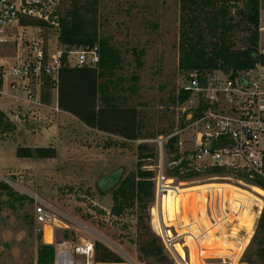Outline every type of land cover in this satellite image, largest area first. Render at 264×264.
<instances>
[{"label": "rangeland", "instance_id": "374dc122", "mask_svg": "<svg viewBox=\"0 0 264 264\" xmlns=\"http://www.w3.org/2000/svg\"><path fill=\"white\" fill-rule=\"evenodd\" d=\"M260 1L264 8V0ZM69 8V1L58 0L49 10L56 24L45 29L51 53L63 49L57 43L56 28L58 19ZM94 8L99 37L109 42L120 59V67L111 78L113 90L123 103L137 109L141 138L123 142L91 130L62 113L34 112L14 100L0 98V110L12 111L10 120L15 125L13 133L0 138V181L9 187V192L0 191V264H34L38 245L46 244L41 227L34 223L31 195L44 200L66 219L67 227L51 228L52 242L47 245H51L54 252L62 245L70 252L75 245L99 242L117 255L122 264H143L137 253L135 215L126 212L118 218L111 216L110 195H99L97 183L118 168L122 169L124 176L133 172L137 163L142 169L151 166L155 171L158 150L155 144L148 142L150 140L173 133H178L177 139L180 140L192 136L176 102L178 86L185 77L178 69L183 16L180 0H95ZM258 34L257 51L264 49V32ZM24 37L28 40L35 38L34 29H25ZM245 38L246 33L235 31L232 37L235 49L244 48ZM0 60L9 64L15 61L11 45H0ZM25 87L19 85L18 91L23 92ZM9 92L15 90L9 89ZM17 94L24 96L23 93ZM139 145L151 149L155 157L138 162L137 155L144 153L138 149ZM18 146H53L57 157L52 160L18 159L15 156ZM168 159L164 154L165 169L169 168ZM206 184L234 186L254 196L249 199L238 195L239 201L250 206L249 201H258L259 198L264 206L263 191H258L257 195L252 192V187L241 186L235 179H176L174 185L184 195L180 200L182 204L174 203V191L168 192L161 204L165 224L160 222V227L173 236L172 248L166 250L163 246L165 254L172 264H243L242 255L256 226L255 223L253 228L254 213L245 211L238 219V229L230 232L210 228L204 216ZM157 206L154 200L148 206L147 223L161 240L157 229H153L157 228L154 221ZM197 227L202 232L207 230L206 236L200 239L201 251L195 249L189 239L192 233L197 234Z\"/></svg>", "mask_w": 264, "mask_h": 264}, {"label": "built area", "instance_id": "2783aa9c", "mask_svg": "<svg viewBox=\"0 0 264 264\" xmlns=\"http://www.w3.org/2000/svg\"><path fill=\"white\" fill-rule=\"evenodd\" d=\"M57 1L0 0V45H11L15 52L13 63L0 60V98L14 100L34 112L62 113L56 106L57 74L62 55H65V64L70 67L94 68L99 62L96 46L79 49L63 46V49L50 52L45 29L50 28V25L56 26L49 10ZM28 19L41 21L45 26L21 24ZM29 27L35 32V38L31 40L24 37L25 29ZM261 32H264V8L259 0L258 33ZM257 55L260 61L253 69L235 75L231 71L217 70L211 74L191 73L185 76L178 86L177 95L183 93L187 98L177 107L186 119V128L192 131V136L180 140L177 139L178 133H173L148 141L155 144L158 150L155 171L151 166L147 170L154 172V201L158 205L155 230L166 250L172 248L173 236L160 227V222L165 224L161 204L168 192L178 188L174 185L176 178L168 177L163 165L164 146L170 138H176L175 150L179 158L175 162H168L169 168L184 161L186 172L198 175L203 181L235 179L237 184L244 187H254L252 183L255 181L264 182V49L257 51ZM45 81L50 87L49 103L42 101V85ZM19 85L26 86L23 92L18 91ZM9 89L15 92L10 93ZM17 92L24 96H18ZM213 169H221L228 176L211 175ZM214 185H204L207 187L204 189V216L210 228H220L223 232L238 229V219L245 211L254 213V228L262 210V200L257 198L258 201H249L251 205L248 206L235 195L229 196V192L224 189L208 187ZM30 198L34 204V223L41 227L42 233L45 226L67 227L64 222L66 219L57 210L36 196L31 195ZM196 229L197 234L192 233L189 239L195 249L201 251L200 239L206 236L207 230L202 232L198 227ZM92 261L93 247L85 243L74 246L70 252H55L53 264H92Z\"/></svg>", "mask_w": 264, "mask_h": 264}, {"label": "trees", "instance_id": "16d2710c", "mask_svg": "<svg viewBox=\"0 0 264 264\" xmlns=\"http://www.w3.org/2000/svg\"><path fill=\"white\" fill-rule=\"evenodd\" d=\"M70 8L58 19L57 43L66 48L96 46L99 62L94 68L70 67L65 64V55L57 74L56 106L74 117L85 127L96 132L133 142L141 138V126L137 109L123 103L113 90L111 78L120 67L117 51L105 38L99 37L95 21V0H67ZM241 5V6H239ZM259 0H180L182 19L178 42V69L182 74H211L214 71H231L233 75L253 69L260 61L257 55ZM238 20V21H236ZM24 26H45L38 20H23ZM236 30L246 33L244 48L235 49L232 39ZM263 63V62H262ZM42 101L50 102V87L42 85ZM179 93L176 102L186 100ZM11 111L0 110V138L15 131L10 120ZM176 138L172 137L164 146L168 162L179 156L175 150ZM138 162L154 158L155 154L145 145H139ZM18 159H48L57 157L53 146L20 147L15 150ZM186 163L166 169V175L178 180H190L198 175L186 172ZM211 175L221 176L224 171L213 169ZM153 173L136 169L123 175L121 168L101 177L97 183L99 195H110L109 214L121 217L132 212L136 217L138 258L143 264H172L165 254L161 240L152 233L147 221L148 206L154 200ZM252 192L264 191V182L252 183ZM218 189H227L229 194L252 199L248 192L227 184H215ZM9 187L0 181V191L9 192ZM176 205L182 204L183 193L174 190ZM184 196V195H183ZM181 212V210H180ZM94 264H122L121 259L99 242H93ZM36 264H53L55 252L51 245L39 244L36 249ZM243 264H264V206L257 219L253 236L242 255Z\"/></svg>", "mask_w": 264, "mask_h": 264}, {"label": "bare ground", "instance_id": "6f19581e", "mask_svg": "<svg viewBox=\"0 0 264 264\" xmlns=\"http://www.w3.org/2000/svg\"><path fill=\"white\" fill-rule=\"evenodd\" d=\"M154 208V207H153ZM153 213V212H152ZM154 224V223H153ZM152 225V224H151ZM153 226V225H152ZM155 226V225H154ZM156 228V227H155ZM153 228V229H155ZM43 241L46 244H50L52 242L51 228L49 226H45L43 228Z\"/></svg>", "mask_w": 264, "mask_h": 264}, {"label": "crops", "instance_id": "0c3cea01", "mask_svg": "<svg viewBox=\"0 0 264 264\" xmlns=\"http://www.w3.org/2000/svg\"><path fill=\"white\" fill-rule=\"evenodd\" d=\"M62 114L67 115V116H69L70 118H73L74 120H76L74 117L70 116V115L67 114V113L62 112ZM76 121H77V120H76ZM79 123H80V122H79ZM52 229H53V228H52ZM50 244H51V243H50ZM75 246H77V245H75ZM58 251L66 252V251H68V248H67V247H64V245H62V246L59 248ZM34 264H36V263H34Z\"/></svg>", "mask_w": 264, "mask_h": 264}]
</instances>
